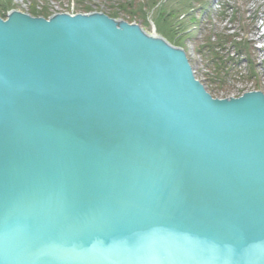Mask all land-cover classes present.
Returning a JSON list of instances; mask_svg holds the SVG:
<instances>
[{
    "label": "water",
    "instance_id": "water-1",
    "mask_svg": "<svg viewBox=\"0 0 264 264\" xmlns=\"http://www.w3.org/2000/svg\"><path fill=\"white\" fill-rule=\"evenodd\" d=\"M0 264H264V95L102 14L0 19Z\"/></svg>",
    "mask_w": 264,
    "mask_h": 264
},
{
    "label": "rangeland",
    "instance_id": "rangeland-1",
    "mask_svg": "<svg viewBox=\"0 0 264 264\" xmlns=\"http://www.w3.org/2000/svg\"><path fill=\"white\" fill-rule=\"evenodd\" d=\"M128 1L0 0V12L5 17L2 20L12 11L30 17L32 11H44L49 15L45 19L58 14H102L110 18L114 13L115 22L136 25L146 36L162 38L155 31L153 13L169 0H159L152 10L142 6L145 0L130 2L132 8L141 7L143 15L139 17L122 11L120 5L126 7L123 3ZM181 2L187 6L185 11L168 18L165 27L160 26L170 30L173 43L162 39L183 52L194 79L210 97L238 98L248 92L264 95V0H178L176 3ZM83 7H88L90 12H83Z\"/></svg>",
    "mask_w": 264,
    "mask_h": 264
},
{
    "label": "trees",
    "instance_id": "trees-1",
    "mask_svg": "<svg viewBox=\"0 0 264 264\" xmlns=\"http://www.w3.org/2000/svg\"><path fill=\"white\" fill-rule=\"evenodd\" d=\"M134 0H130L126 3H123L126 5V7H124V5H120V8H122L123 12H127L128 14H130L132 17H139L140 15H143L141 13V7L138 5L134 8H132V4L130 2H133ZM146 3L143 4V7H146L148 10H152L157 3L159 2V0H145ZM178 2V0H169V2H167L166 4L162 5V7L160 6L158 9L156 8V12L153 13L154 15L156 14V20H153L154 26H155V31L158 35H160L162 38H164L168 43L172 44V38H171V33L170 30L168 28H166V31L161 28V25H164V27L166 25H168L167 20L170 17H174L176 15H178L181 12H184L186 9V4H184L183 2L181 3H176ZM173 3V4H172ZM174 5V6H172ZM82 11L85 13L90 12V9L88 7H83ZM169 11V14L166 12ZM33 17H42V18H47L49 15L47 12L41 11V12H36V11H32V13L30 14ZM111 19H115L116 15L114 13H111L109 16ZM0 18L4 19V15L0 12ZM131 19V17H130ZM158 23V25H157Z\"/></svg>",
    "mask_w": 264,
    "mask_h": 264
},
{
    "label": "bare ground",
    "instance_id": "bare-ground-1",
    "mask_svg": "<svg viewBox=\"0 0 264 264\" xmlns=\"http://www.w3.org/2000/svg\"><path fill=\"white\" fill-rule=\"evenodd\" d=\"M68 15V14H67Z\"/></svg>",
    "mask_w": 264,
    "mask_h": 264
}]
</instances>
